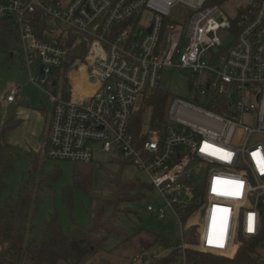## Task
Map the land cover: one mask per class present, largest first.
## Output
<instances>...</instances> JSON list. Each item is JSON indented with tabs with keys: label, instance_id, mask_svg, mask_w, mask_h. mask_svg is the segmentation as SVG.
Listing matches in <instances>:
<instances>
[{
	"label": "built area",
	"instance_id": "obj_1",
	"mask_svg": "<svg viewBox=\"0 0 264 264\" xmlns=\"http://www.w3.org/2000/svg\"><path fill=\"white\" fill-rule=\"evenodd\" d=\"M207 1L0 0V22L9 26L27 70L37 71L29 82L52 90L45 158L88 164L99 145L147 174L163 200L154 207L152 198L148 212L163 219L171 210L182 231L193 228L194 250L231 257L239 238L264 231V0L250 1L221 22L219 6L205 7ZM179 4L186 7L183 25L180 10L171 14ZM221 30L235 36L225 50ZM70 33L77 38L67 47ZM82 45L83 60L71 62ZM67 63L64 99L62 90L59 97L54 91ZM81 66L76 85L69 75ZM172 67L191 71L190 99H169L163 122H153L148 108L135 134V110ZM19 93L12 87L6 102L14 103Z\"/></svg>",
	"mask_w": 264,
	"mask_h": 264
},
{
	"label": "rangeland",
	"instance_id": "obj_2",
	"mask_svg": "<svg viewBox=\"0 0 264 264\" xmlns=\"http://www.w3.org/2000/svg\"><path fill=\"white\" fill-rule=\"evenodd\" d=\"M248 1L225 0L222 4L210 1L209 5H219L221 13L216 16V20L221 22L233 18L237 8ZM206 6H208L207 3ZM183 8L186 7L179 4L171 11L173 14L176 10H180L177 22H180L181 25L185 23ZM149 17L150 15L147 13L143 19L146 20ZM53 28L61 32L67 30L64 26L55 27L54 25ZM164 31L165 28L163 33ZM217 37L224 50L229 48L235 40L234 34L229 30L219 31ZM185 44L186 42L183 41L179 46L180 53L183 52ZM83 46H80L74 53L80 52ZM73 55L75 54L69 57L70 60ZM81 69L75 80L76 83L84 72L83 66ZM64 70L63 67L61 75L57 79V88L54 91L56 97L60 96L64 84L63 78L68 84L66 72L63 77L62 71ZM29 76H37V71L29 72L27 70L19 53V47L11 40L8 41L6 49L0 50V122L12 117L16 126L7 130L4 135L5 141L14 148V159L12 171L5 179L7 189L1 194L0 201H4L7 197H15L23 186L33 188L32 208L27 222L32 226V231L26 234V241H37L51 214H57L65 233L73 231L77 225H86L89 221L87 213L89 197L84 190L73 186V163L56 162L44 156L47 125L52 112V103L49 100V93L52 90L50 91L46 86L39 87L32 84L29 82ZM192 80L193 75L188 69L165 68L161 72L160 89L168 95L169 99L178 97L189 100L191 96L189 86ZM12 87H18L20 93L16 96V101L13 104H8L6 97ZM144 108L145 101H142L138 110ZM90 169L91 188L102 195H106L108 192L107 177L112 180L115 176H120L121 179L136 183L141 188L138 198L120 205V211L117 213L115 221L119 226L120 233L107 236L106 251L117 248L124 238L123 235L131 237L142 233L147 240L151 235H156L162 237L168 244H175L181 238V224L171 210H165L163 219H159L155 213L147 211L149 200L152 198L155 199L154 207L163 205V200L151 187L147 174L104 153L99 145H94L92 148ZM67 188L71 191L69 202H66L63 197V191ZM134 194V192L131 193V195ZM125 210L128 212H124ZM163 249L162 246L156 244L151 250L142 252L159 257L164 254ZM256 251L264 259V248L257 247ZM139 252H141L140 248L126 246L121 250L120 256L117 258L114 254L111 256L112 264L121 263L120 260L124 257L130 260Z\"/></svg>",
	"mask_w": 264,
	"mask_h": 264
},
{
	"label": "trees",
	"instance_id": "obj_3",
	"mask_svg": "<svg viewBox=\"0 0 264 264\" xmlns=\"http://www.w3.org/2000/svg\"><path fill=\"white\" fill-rule=\"evenodd\" d=\"M210 1L222 4L225 0H208L207 5ZM34 25L40 27L37 16H35ZM76 38V35L70 33L65 45L71 47ZM10 40L9 26L5 22H0V50L6 49ZM58 43H60L59 40ZM85 53L84 45L80 52L74 53L70 61L77 58L82 61ZM64 68L63 77L64 72L70 69V63L65 64ZM77 74L78 72H70L72 82ZM63 81L62 97L67 99L68 84L65 78ZM168 100V95L161 89L145 99V108L135 110L132 117L131 126L134 133L139 132L148 108H151L153 122L156 120L163 122ZM15 126L12 117L0 122V196L7 189L5 179L12 171L14 159V148L5 141L4 135L7 130ZM73 164V186L84 190L89 197L88 223L77 225L73 231L65 233L57 214H51L40 238L37 241H26V234L32 231V226L27 222L32 208L33 188L23 186L15 197H7L4 201H0V264H112L111 256L114 254L117 258L126 246H135L140 248L141 252L130 260L122 258L119 264H264V259L256 251L257 247H260L259 243L264 237V231L250 239L239 238L240 245L231 257L194 250L196 240L191 227L182 231L181 238L175 244H168L162 237L156 235H151L147 240L140 233L137 234L138 236L131 237L123 235L124 238L117 248L106 251L107 236L120 233L119 226L115 222L120 205L138 198L141 188L136 183L121 179L120 176H115L112 180L107 177L108 192L102 195L91 188L90 163ZM132 192L135 194L131 195ZM70 193L68 188L63 191L66 202H69ZM261 208L264 226V205ZM182 243L186 245L184 250L179 248ZM156 244L164 248L163 255L155 257L143 254V250L149 251ZM136 257L139 259L134 261Z\"/></svg>",
	"mask_w": 264,
	"mask_h": 264
},
{
	"label": "crops",
	"instance_id": "obj_4",
	"mask_svg": "<svg viewBox=\"0 0 264 264\" xmlns=\"http://www.w3.org/2000/svg\"><path fill=\"white\" fill-rule=\"evenodd\" d=\"M251 0H249L246 4H244L243 6H245V5H247L249 2H250ZM80 70H82L81 68H80ZM79 74V73H78ZM78 74L77 75H75L74 76V78H73V82L77 85L78 83H76V79H77V76H78ZM79 86V85H78ZM78 86H75V87H78ZM11 104H13V103H11ZM216 226L218 227V225H217V223H216ZM211 228H212V230H215V224L214 223H211Z\"/></svg>",
	"mask_w": 264,
	"mask_h": 264
},
{
	"label": "water",
	"instance_id": "obj_5",
	"mask_svg": "<svg viewBox=\"0 0 264 264\" xmlns=\"http://www.w3.org/2000/svg\"><path fill=\"white\" fill-rule=\"evenodd\" d=\"M150 31H151V29L149 28V29H148V32H150ZM149 202L151 203V202H152V200L150 199V200H149Z\"/></svg>",
	"mask_w": 264,
	"mask_h": 264
}]
</instances>
